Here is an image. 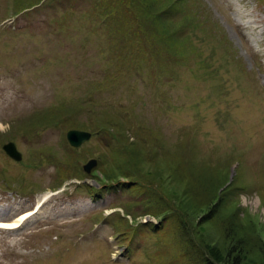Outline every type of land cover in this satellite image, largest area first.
I'll list each match as a JSON object with an SVG mask.
<instances>
[{"label": "rangeland", "instance_id": "1", "mask_svg": "<svg viewBox=\"0 0 264 264\" xmlns=\"http://www.w3.org/2000/svg\"><path fill=\"white\" fill-rule=\"evenodd\" d=\"M98 1L21 0L14 8L13 0H0V210L36 211L47 196L15 235L0 234V259L199 264L173 220L160 223L147 213L159 195L170 206L165 214L183 219L218 264L242 256L243 264H264V0L178 3L180 11L165 19L176 29L171 50L184 45L178 55L161 48L139 8L122 7L129 28L117 31ZM90 99L121 113L127 144L150 128L165 145L152 147L157 139L147 133L140 146L148 156L128 177L112 157L118 127L116 137L98 133L72 147L69 129L47 118L60 114L87 125L94 112L77 102ZM131 104L138 119L124 114H133ZM10 141L20 161L4 150ZM174 155L199 190L198 180L204 183L200 200L191 196L201 212L192 211L188 190L167 166ZM91 158L98 164L87 173L83 166Z\"/></svg>", "mask_w": 264, "mask_h": 264}, {"label": "trees", "instance_id": "2", "mask_svg": "<svg viewBox=\"0 0 264 264\" xmlns=\"http://www.w3.org/2000/svg\"><path fill=\"white\" fill-rule=\"evenodd\" d=\"M20 1L21 0H16V4H14V0H13L12 5H14V8H15V5L20 4ZM152 1L154 2V4L156 6L158 5V7H161V9H158L156 11L154 8H152V7H156V6L151 5L150 0H100V1H98V4L100 3L101 7L105 6V9L104 10L102 9V11H101L102 15L105 18H107L109 25L114 26L115 30H117V31H120L122 28L127 27L126 25H124V20H123L124 14L122 12V7L127 5L124 8L125 11L127 10L128 7H133V9L139 8V11H137V13L140 16V20L142 22H146L148 19L150 20V25L148 23H147V25H148L149 29H152L151 34L154 35L155 37L158 36L160 42H162V44L159 43L161 45V48L165 51L168 50V52L175 53L174 55H178L180 53L185 54L184 53V45L182 44V42H178L179 44L176 46V48L174 50H171V46L173 45L172 35L175 34L174 32L176 31V29L173 30L170 27V25H168L167 22L169 21L170 17H168V21H165L166 16L173 14L175 10L180 11V7H177V4L178 3H184L185 0H152ZM26 3L29 4L30 6L37 4V2L34 3L32 1H27ZM175 5H176V7H175ZM185 21H188V20L186 19ZM127 28H129V27H127ZM147 31H145L146 35H149ZM147 39L150 43L151 39L150 38H147ZM168 40H169V42H168ZM172 53H170V54H172ZM151 55H153V54H151ZM111 84L114 85L113 83H111ZM77 103L78 104H85V108H86L85 110H87V112H94L95 116H93V113H91V119L88 122L89 124H87V125L86 124H80L76 120L65 121V120H62L60 118V114H59V115L54 116L55 118L58 117V119H55L54 117L47 118L49 123H51L50 121H53V124H50V125L58 124V125L63 126V128H65V129H71V128L89 129L93 133V135L105 132L112 137L113 136L116 137L117 132L115 130H117L116 127H118L120 129L119 130L120 135L117 137L121 143L118 142V144L116 146H114V145L112 146V157L114 158V161L116 160L118 162V163H116L118 166L116 168V170L121 172V174H123V176H125V177H128V175H130V173H132L135 168L140 167L143 160L146 158V156H148V153L144 152L142 147H141L142 146L141 143L142 142L145 143L144 141L147 140V139H145V138H147V133L152 135V136H150L151 140L157 139L156 141H151L149 143L151 146L153 144H155L158 147L161 146V148H163V146L165 145L162 137L160 136V131L158 129H157V131H155V130L150 129V128H147V130L145 128L143 130L138 131L137 135H135L137 141H135V143L130 142L129 144H127L129 137L125 135L126 131L124 129V124H123V120L121 118L120 112L112 111L107 105L102 106L101 103L93 101L92 99L84 100L81 103H80V101H78ZM66 104L67 103H62V104H59V106L63 107ZM130 106H131V109L133 110V114H130L128 112H124V114H126V116H129L131 118L138 119L137 115L134 114V106L132 104ZM70 107L71 106H68V109H65V110L69 111ZM99 107L101 108V110L96 111L95 108H99ZM75 108H76L75 106H72V111L75 110ZM107 109H110V111ZM107 112H109V114ZM72 114H73V112L71 113V115ZM95 118H96V121H94ZM29 129L30 128H26L25 130L27 131ZM149 131H151L152 133H150ZM122 141H123V143H122ZM152 147H154V146H152ZM166 149L170 150L169 148H166ZM176 158H177L176 155H174L173 158H171V159L168 158L169 164H167V166L170 170H172L171 174H173L174 180L176 181L177 179L178 180L180 179L185 186L184 187L185 190L186 189L188 190L187 195H189V198L187 197V199H188V204L190 205V208L191 209L193 208L192 211L201 212L199 210H201L203 208L198 207L199 202H194V200L191 199V196H195L199 199V196H201L200 192L205 189L204 183L202 184L201 181L197 179L198 183L201 184V186H202L201 188L203 189V190H199L197 188L196 184L192 183L191 180L189 179L190 175L187 172H185V170L188 166L184 163L183 159L182 158L176 159ZM174 159H175V163L177 162L176 163L177 165L174 164V162H173ZM168 168L165 170V174L167 173V171H169ZM163 172H164V170H162V172H157L156 174L161 176V174ZM79 176H80V178H82L81 175H79ZM199 178H205L206 179V176L200 175ZM208 179H211V178L208 177ZM116 181H118V179ZM202 181H204V180H202ZM120 182H122V181H120ZM122 183H124V182H122ZM166 200L167 199H164L163 197H161L159 195H156L154 198L150 199V201H149L150 204L151 203H153V204L147 209L148 210L147 213L151 214L153 216H156V217H161L160 223H165V222L169 221L170 219L173 220L175 222L174 223L175 231L177 229H179V237L182 236L183 234L185 236V240H184V237L182 236V238H183L182 243H185V245L187 247H189L188 252H189V249L192 248L197 252V255L199 254V257H200L199 258V260H200L199 264H218L219 261L217 262V261L213 260L204 251V249L201 248L196 243V240L192 237L191 232L188 229V226L186 225V223H184L182 221L183 219L181 220V218H179L178 216H173L171 213H169L167 215L165 214V212L167 210H170L169 203ZM201 200L204 201L205 199L201 198ZM220 203H221V201H219L216 206L218 207V205ZM183 209H184L183 212L187 213L186 209L185 208H183ZM187 210H188V208H187ZM216 211H217V208H214V210L212 211L210 216L212 217ZM205 219H207V218L205 217L203 219V221H204L203 223L207 222V221H205ZM179 221H180V223H179ZM201 223H202V221H201ZM180 229H182V230H180ZM239 242H241V241H239ZM229 251L231 253L232 250H229ZM243 259L244 258L242 256L241 261L239 262V258L236 257L235 259H233L229 263L230 264H243L242 263Z\"/></svg>", "mask_w": 264, "mask_h": 264}, {"label": "bare ground", "instance_id": "3", "mask_svg": "<svg viewBox=\"0 0 264 264\" xmlns=\"http://www.w3.org/2000/svg\"><path fill=\"white\" fill-rule=\"evenodd\" d=\"M244 15V14H243ZM249 15V14H248ZM244 18V17H243ZM260 22V21H259ZM181 135V134H180ZM6 199V198H5ZM3 200V199H2ZM47 201V196H44V200L38 205L39 209L36 211H28L24 213H19L21 209L24 207H20L18 209H13L12 206L10 209L7 210H0V234H6V232H9L10 234L14 233L16 230L20 229L27 221L31 220L33 217L36 216L42 209V206L44 203ZM1 202H0V207H1ZM4 204V203H3ZM16 216V219H14ZM15 220V221H14ZM15 235V233H14ZM13 235V236H14ZM1 237V236H0ZM11 237V236H9ZM15 239V237H12ZM9 239V238H8ZM3 240V238H2ZM6 241V238H4ZM19 241V240H18ZM16 242V241H15ZM12 242V243H15ZM6 245V243H5ZM18 245V244H17ZM10 247V246H9ZM15 248V247H14ZM13 249V248H12ZM11 249V250H12ZM6 252V251H5ZM50 252V251H49ZM16 253V252H15ZM47 253V252H46ZM45 254V253H44ZM47 255V254H46ZM49 256V255H48ZM7 257V256H6ZM49 258V257H48ZM41 259V258H39ZM44 259V258H43ZM42 259V260H43ZM45 260V259H44ZM5 262V261H4ZM0 264H4L2 260L0 259ZM7 264V263H6ZM12 264V263H11ZM52 264V263H51Z\"/></svg>", "mask_w": 264, "mask_h": 264}, {"label": "water", "instance_id": "4", "mask_svg": "<svg viewBox=\"0 0 264 264\" xmlns=\"http://www.w3.org/2000/svg\"><path fill=\"white\" fill-rule=\"evenodd\" d=\"M92 137V132L84 129L74 128L70 129L67 132V139L71 146L80 147L83 143L88 141ZM6 153L13 159L20 161L22 159V153L16 146V144L12 141L4 144L3 146ZM98 164V160L96 158H91L84 166V170L87 173H90L93 168H95Z\"/></svg>", "mask_w": 264, "mask_h": 264}]
</instances>
